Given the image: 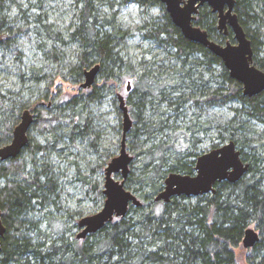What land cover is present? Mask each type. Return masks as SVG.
Wrapping results in <instances>:
<instances>
[{
    "label": "trees",
    "instance_id": "16d2710c",
    "mask_svg": "<svg viewBox=\"0 0 264 264\" xmlns=\"http://www.w3.org/2000/svg\"><path fill=\"white\" fill-rule=\"evenodd\" d=\"M6 1L0 0V48L14 50L13 37L19 32L11 31L8 26L7 17L3 13ZM90 1L84 0V17L90 11ZM133 1L140 5L160 7L163 12L162 20L151 23L146 36L156 38L174 48V56L182 59L180 70L184 71L185 65L192 62L189 57L197 54L202 55L204 59H195L193 62L196 66L204 64L220 67L218 79L210 74L218 87L210 84L212 80H201L199 87H196L199 89L196 99L179 91L180 94L175 96L176 102H168V106L175 110L176 114L190 99L197 105L208 104L207 106L224 105L237 100L245 106L242 117L264 118V91L253 96H244L242 84L229 76L221 59L203 45L185 38L172 23L160 1ZM254 1L256 0H236L234 12L251 41L253 64L264 71V58H256L261 49L260 38L264 37V30L257 23L256 15L250 14L255 7ZM83 19L78 29L71 34V38L79 40L83 47H89L90 53L99 59V70L105 72L104 84L113 85L116 83V77L125 80L127 74L134 75L133 67L125 62L120 51L115 50L118 42H126L128 34L113 24L109 34L101 36L95 28V23H92L94 27L90 24V28L87 18ZM216 23V14L207 5L199 8L193 21L194 25L206 30L210 39L222 44L226 41L233 43L231 31L224 35L217 30ZM252 24L255 27H250ZM161 36L163 38H160ZM88 52L78 54L79 66L72 71L70 77L74 83L80 82L83 77L81 67L89 63ZM114 67L118 70L124 67L123 74L114 72ZM32 73L35 74V70ZM198 73L199 78H202V70ZM162 78H155L153 73L144 70L133 83L137 102H133L130 96L127 102L131 105L129 114L132 121L139 125L132 124L127 133L131 137L141 131L147 138H151L157 131L163 130L165 120L159 119V116L165 111H160L158 105L164 100L161 96L166 94L164 86L170 85V82L166 81V77ZM45 89L49 90L50 86H45L44 91ZM84 89L66 99H63L59 90L53 98H59L60 102L51 105L46 102L45 92L43 97L30 104H14L11 99L5 100V96L0 95V146L11 140L12 130L19 122L22 110L26 108L34 113L31 129L38 133L54 136L58 124L68 118L70 132L73 134L79 125L77 120L82 116V108L78 106L80 100L89 97L93 99V95L97 94L96 85L90 90ZM146 96L150 100L145 101ZM148 101L156 104L155 123L143 117L145 103ZM62 103L67 107L61 109L59 106ZM65 110L71 111L70 119L69 112L63 114ZM118 114L120 115L119 111ZM86 119L84 126H87ZM229 123L232 126L236 121ZM244 125L249 127L248 120ZM170 134V140L159 138L157 142L134 152L139 164L134 166L133 170H138V173L134 175L133 170H130L124 185L142 202L141 206L130 204L128 207V211L133 210L139 214L137 217H126V213L124 217H114L101 229L89 233L84 238H77L75 235L72 240H52L47 245L46 241L39 239L41 230L34 213L41 211L45 206L58 209L59 185L48 159L41 160L40 166H37L39 161H36V156L46 154L49 139L46 144H40L28 131V144L20 154L14 158L0 160V212L5 227V232L0 238V264H238L235 250L244 248L243 233L251 223L257 229L259 240L251 248H245L249 254L245 256L244 264H264V159L258 154L247 156L244 148L251 145L244 141L242 136L232 135L230 140L236 144L242 160L249 164L247 172L239 180L216 182L214 193L190 197L174 196L168 202L155 201V194L163 188L164 180L170 172L189 175L195 173L194 157L198 154L189 150L183 140H180V133L176 132L174 123ZM171 142L178 144L177 151L181 154L170 156L167 151L175 145ZM218 146V143L212 144V148ZM24 153L30 159L33 171H26L25 158L22 156ZM135 159L133 156V160ZM132 162L129 168L133 166ZM106 163L107 161L102 163L100 168L103 169ZM91 190L97 191L100 201L104 198L102 189L96 184L92 185ZM147 206L150 207L146 208ZM50 214L46 211L43 219H48L47 222L54 220L55 217H50ZM51 231H54L53 227ZM56 231H66V218H58L55 233Z\"/></svg>",
    "mask_w": 264,
    "mask_h": 264
},
{
    "label": "rangeland",
    "instance_id": "374dc122",
    "mask_svg": "<svg viewBox=\"0 0 264 264\" xmlns=\"http://www.w3.org/2000/svg\"><path fill=\"white\" fill-rule=\"evenodd\" d=\"M253 4L255 7L250 14L256 15L257 23L264 30V0H256ZM84 6V0H7L5 2L3 13L7 17L8 26L11 31L19 32L13 37L14 50L0 48V95L5 96V100L11 99L14 104L22 102L30 104L43 97L45 92L46 102L51 105L60 102L59 98H53L59 90L63 99H66L84 89L80 87V84L84 82L83 71L90 69L96 63L100 64L96 55L90 53L89 47H83L79 40L71 38V34L78 29L84 17ZM162 17L163 12L158 5L145 6L133 0L90 1V11L84 17V19L87 18L89 27L90 24L95 23L96 30L102 36L109 34L114 24L128 34L126 42H118L115 50L120 51L125 62L133 67L134 75L127 74L125 80L116 77V83L109 85L104 84L105 72L100 69L91 85V88L96 85L97 94L93 95V99L89 97L80 100L78 106L82 108V116L78 118L79 125L73 134L70 132L71 125L68 118L58 124L54 136L49 133L40 134L30 126L28 131L36 142L46 144L47 139L50 142L46 154L36 156V161H39L37 166H40L41 160L48 159L51 171L59 185L58 209L54 206H45L41 211L34 213L41 230L39 239L46 241L47 245L52 240H72L79 231L78 219L101 209L104 198L100 201L97 191L93 192L91 187L96 184L103 190L104 168L110 159L119 153L122 114L118 108L117 94L123 96L129 110L131 105L127 99L130 96L133 102H137L133 83L144 70L153 73L155 78L166 77L170 85L164 86L166 94L161 96L164 100H161L158 105L160 111H165L159 116V119L165 120L163 130L157 131L151 138H147V135L142 134L141 131L135 137L127 134V151L134 156V159V152L145 145L149 146L152 142H157L159 138L170 140L173 123L176 132L180 133V140H183L184 145L198 156L214 149L212 144L218 143L220 147L230 141L232 135H236L242 136L244 141L251 145L252 148H244L247 156L258 154L264 159V118L242 117L245 106L237 100L213 106L193 103V99L199 95V89L196 87H199L201 80H212L210 84L219 86L210 74L218 79L220 67L204 64L196 66L193 62L195 59H204L202 55L197 54L189 57L192 62L185 65L184 71L180 70L182 59L174 56L175 49L165 45L163 41L146 36L149 31L148 26L153 22L161 21ZM250 27L255 25L252 24ZM260 42L262 45L256 58L263 59L264 37L260 38ZM84 51H89L87 55L89 63L81 67L83 77L80 82L74 83L70 77H72V71L79 66L78 54ZM124 69L122 67L118 70L114 67V72L123 74ZM33 70L35 74L32 73ZM199 70L203 72L202 78H199ZM127 80H130L129 90L126 89ZM48 85L50 89L44 91V87ZM179 91L193 99L186 101L176 114V111L168 106V102H176L175 96L180 94ZM144 99L150 100L148 96ZM145 104L146 110L143 117L155 123L157 121L155 119L156 104L153 101ZM59 107L64 109L67 106L62 103ZM68 112L70 119L71 111L68 110ZM68 112L65 110L63 114ZM85 118H87V126H84ZM247 120L249 127L246 128L244 123ZM230 121H236V123L230 126ZM133 124L139 125L135 121ZM173 144H175L174 147L167 151L170 156L181 154L177 151L178 144L175 142ZM22 156L25 158L26 171H33L30 159L25 153ZM105 161L107 163L101 169L100 165ZM132 163L131 171L134 166H138L139 162L135 159ZM133 173L137 174L138 170L134 169ZM113 176L121 179L120 173ZM128 190L131 191L130 188ZM148 207L150 206L146 208ZM46 211L51 213L50 217H55L51 222L43 219ZM138 215L130 210L126 217L135 218ZM59 217L66 218V231L55 233ZM248 227L255 229L253 223ZM235 251L238 264H244L245 256L249 254L248 249L236 248Z\"/></svg>",
    "mask_w": 264,
    "mask_h": 264
},
{
    "label": "water",
    "instance_id": "95a60500",
    "mask_svg": "<svg viewBox=\"0 0 264 264\" xmlns=\"http://www.w3.org/2000/svg\"><path fill=\"white\" fill-rule=\"evenodd\" d=\"M168 13L172 23L179 28L181 34L200 45L221 59L231 78L242 84V94L253 96L264 91V71L253 64V52L250 39L247 37L237 14L234 12L236 0H158ZM207 5L216 14V27L219 32L233 34L234 42L218 43L209 38L206 30L193 24L199 8ZM99 71V64L84 70V82L81 88H88L94 83ZM127 90L130 82H127ZM118 108L122 114V135L117 156L110 159L104 168L103 190L104 201L101 209L93 214L85 215L77 221L79 231L77 238H84L89 233L101 229L114 217H124L129 204L141 206L142 202L135 194L125 188L129 165L133 156L127 151V133L133 121L128 107L121 94H117ZM34 120L29 109L21 112L19 122L12 130L11 140L0 146V160L14 158L28 144V130ZM249 164L242 160L236 144L230 140L226 144L214 148L196 157L193 175L170 172L164 187L153 198L155 201H170L174 196H199L214 193V184L221 181L236 182L248 170ZM120 173L121 179L113 174ZM5 232L0 212V238ZM259 240L257 230L247 227L242 237V246L251 248Z\"/></svg>",
    "mask_w": 264,
    "mask_h": 264
},
{
    "label": "bare ground",
    "instance_id": "6f19581e",
    "mask_svg": "<svg viewBox=\"0 0 264 264\" xmlns=\"http://www.w3.org/2000/svg\"><path fill=\"white\" fill-rule=\"evenodd\" d=\"M252 52H253V50H252ZM252 56H253V55H252ZM96 64H97V63H96ZM26 109H27V108H26ZM22 111H23V110H22ZM121 135H122V134H121ZM163 187H164V184H163ZM161 190H162V189H161ZM157 193H158V192H157ZM155 195H156V194H155ZM129 205H130V204H129ZM128 207H129V206H128ZM79 219H80V218H79ZM79 219H78V220H79ZM246 228H247V227H246ZM246 228H245V229H246Z\"/></svg>",
    "mask_w": 264,
    "mask_h": 264
}]
</instances>
